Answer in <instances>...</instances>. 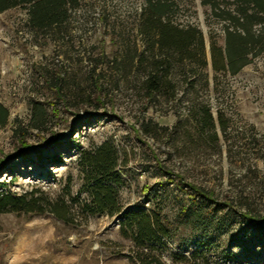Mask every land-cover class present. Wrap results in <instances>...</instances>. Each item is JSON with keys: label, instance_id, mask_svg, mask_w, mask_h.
<instances>
[{"label": "rangeland", "instance_id": "rangeland-1", "mask_svg": "<svg viewBox=\"0 0 264 264\" xmlns=\"http://www.w3.org/2000/svg\"><path fill=\"white\" fill-rule=\"evenodd\" d=\"M173 2V23L202 32L210 49L206 65L193 68L195 88H181L177 100L163 99L162 105L150 104L132 85L145 79L144 72L134 71L128 83L109 64L135 44L139 59L146 51L140 29L147 0H83L60 34L36 32L29 6L0 13V201L14 195L65 203L75 221L68 224L49 210L0 213V264H132L137 252L164 264H264V233L249 223L264 221V52L251 54V63L235 76L216 72L212 45L224 48L227 32L236 28L202 0ZM228 8L238 15L236 5ZM97 61V73L104 72L117 94L101 108L67 109L41 75L66 67L87 88ZM182 68L190 70V61ZM176 75L184 78L181 70ZM196 96L210 103L217 122L221 112L232 121L228 136L218 125L222 150L211 147L208 137L201 144L190 123L169 143L138 135L144 117L170 128L186 120ZM36 102L54 113L48 127L59 136L50 147L30 126ZM20 127L30 129L27 141L34 146L25 156L15 134ZM109 141L120 151V164L127 160L124 184L117 186L122 212L83 213L92 201L83 190L81 152ZM188 183L215 191L230 206L217 222L202 224L185 213L192 204ZM139 211H161L172 223L171 235L138 247L124 236L122 223L126 213Z\"/></svg>", "mask_w": 264, "mask_h": 264}, {"label": "trees", "instance_id": "trees-1", "mask_svg": "<svg viewBox=\"0 0 264 264\" xmlns=\"http://www.w3.org/2000/svg\"><path fill=\"white\" fill-rule=\"evenodd\" d=\"M83 0H0V13L20 6H29L30 26L38 33L57 30L62 32V27L69 23L73 14L81 7ZM204 5H211L216 16L222 20H228L236 28L227 32L226 45L219 48L212 45V61L216 72L237 75L250 62L249 56L257 57L264 52V0H202ZM148 15L140 32L147 44L146 51L139 59L140 53L135 44L127 50L123 59H114L109 62L110 67L121 74L129 83V78L134 71H142L145 79L131 82L137 93L150 104L162 105V100L171 102L177 100L178 91L182 88H195V81L191 78L197 75L194 66L206 65L207 45L202 32L195 28L181 29L170 19L174 12L173 0H147ZM225 5V8L222 5ZM230 5H236L238 15L234 16ZM261 25L260 30L255 26ZM129 46V45H128ZM105 61V60H104ZM186 61H190L191 68H182ZM97 61L92 73L88 76L87 88L75 75L69 74L67 68H59L55 72H41L46 86L52 96L70 110L101 108L107 103H113L116 91L104 75L97 73L100 64ZM181 70L183 79L176 73ZM120 82L117 86L119 89ZM49 106V105H48ZM50 107V106H49ZM190 116L181 120L173 128L159 125L153 119L144 117L140 129H136L140 137H151L158 141L171 142L178 136V132L186 128L190 123L201 135L200 143L207 141L211 147L222 150L219 138V128L224 135H229L231 119L224 113H219L217 122L210 103L200 101L199 96L192 101L189 107ZM54 114L46 104L34 103L30 126L36 130L43 145L52 146L58 140V134L48 127L51 116ZM191 119L194 121L191 123ZM29 130L18 128L16 137L23 142L19 154L25 156L27 151L34 146L27 140ZM50 134V139L46 138ZM52 143H51V142ZM196 145V143H194ZM127 163L125 159L120 164V151L113 142H106L92 150H85L80 155V167L84 173V191L91 197V203L82 206L83 213L110 214L122 212L119 203L118 187L124 184L123 167ZM188 199L191 206L183 207L186 214H191L195 220L202 224H213L218 221L220 211L230 207L220 203L213 190L206 187L188 183ZM80 202L79 200L75 201ZM49 210L66 223H74L69 207L65 203H52L43 199L17 197L8 195L0 201V213H37L42 214ZM122 223L124 236L131 238L138 247H144L147 243L161 242L162 237H168L172 233V223L161 211L149 213L147 211L128 212ZM222 221V220H219ZM250 225L264 233V221L259 217L251 219ZM248 223V224H249ZM132 264H164L152 254L141 252L131 256Z\"/></svg>", "mask_w": 264, "mask_h": 264}, {"label": "water", "instance_id": "water-1", "mask_svg": "<svg viewBox=\"0 0 264 264\" xmlns=\"http://www.w3.org/2000/svg\"><path fill=\"white\" fill-rule=\"evenodd\" d=\"M207 48H208V49H210V46H209V44L207 45Z\"/></svg>", "mask_w": 264, "mask_h": 264}]
</instances>
